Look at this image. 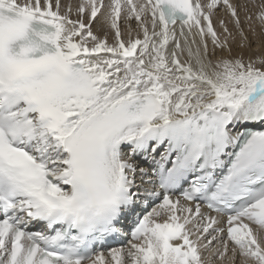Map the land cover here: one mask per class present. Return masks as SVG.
<instances>
[{"label":"snow or ice","instance_id":"1","mask_svg":"<svg viewBox=\"0 0 264 264\" xmlns=\"http://www.w3.org/2000/svg\"><path fill=\"white\" fill-rule=\"evenodd\" d=\"M249 7L0 0V264H264Z\"/></svg>","mask_w":264,"mask_h":264},{"label":"bare ground","instance_id":"2","mask_svg":"<svg viewBox=\"0 0 264 264\" xmlns=\"http://www.w3.org/2000/svg\"><path fill=\"white\" fill-rule=\"evenodd\" d=\"M79 0H72L73 4L78 3ZM202 3H206L207 0H201ZM234 3H242V2H247L249 3V10L253 9L254 15H253V23L252 26L255 28V34L249 29L248 27V22L244 21V30L245 34L248 36L249 41L251 42V47L250 50L252 51L253 48H255V52L251 55V57L255 58L257 56H264V24H261L260 20L257 18L259 16V13L261 11V8L259 5L264 4V0H233ZM251 8V9H250ZM252 13V12H250ZM244 15L245 13L241 11V19L244 20ZM75 18V16H73ZM220 19H230L228 13L225 10L218 9L216 14L213 16V25L216 28L218 32H221L222 30L220 29L219 26V20ZM129 24L131 25L132 29L136 28V22L130 21ZM229 29L232 30L235 34V28L234 26L229 23ZM93 31L95 34L103 37L105 31L108 33V41L109 43L113 42V37H114V30H111L107 24H105L103 21L101 24H97L94 22ZM179 28V25H177V30ZM122 33H123V38L125 40L128 39V25L122 24ZM135 33L133 32V36ZM142 38V34H141ZM209 39V47H211V40ZM241 43V38L238 34H236V39L235 41L232 42V49H233V55H238V54H243L245 58L247 59L248 57V47L241 48L239 45ZM172 45H170L171 47ZM107 257V256H106Z\"/></svg>","mask_w":264,"mask_h":264},{"label":"rangeland","instance_id":"3","mask_svg":"<svg viewBox=\"0 0 264 264\" xmlns=\"http://www.w3.org/2000/svg\"><path fill=\"white\" fill-rule=\"evenodd\" d=\"M251 9V8H250ZM253 9H251V10H249V14H251L252 15V17H253V15H254V11H252ZM250 12H252V13H250ZM253 20H254V18H253ZM135 22V21H134ZM123 24V23H122ZM94 25V22H93V24H92V26ZM247 51H248V57H251V55L255 52V48H253V50L251 51L250 50V48L248 47V49H247ZM247 57V58H248Z\"/></svg>","mask_w":264,"mask_h":264}]
</instances>
